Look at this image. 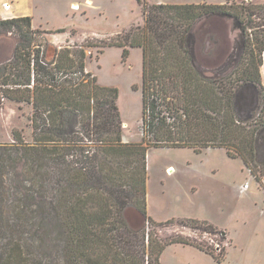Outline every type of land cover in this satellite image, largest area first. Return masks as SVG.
Instances as JSON below:
<instances>
[{"label":"trees","instance_id":"obj_1","mask_svg":"<svg viewBox=\"0 0 264 264\" xmlns=\"http://www.w3.org/2000/svg\"><path fill=\"white\" fill-rule=\"evenodd\" d=\"M4 1L11 0H0ZM136 1L142 6L143 24L109 46L122 48L123 59L130 48L142 50L140 143L123 142L118 90L99 86L96 77L85 72L82 47L62 48L48 60L39 47L33 50V35L43 31H32L30 17L0 20V27L14 26L19 33L12 58L2 66L8 73L0 76V103L6 99L31 106L33 138L27 143L14 130V143L0 146V219L1 198L12 199V188L14 219L19 220L15 227L26 218L38 219L39 247L53 249L48 242L53 232L54 248L59 252L63 245L68 264H161L162 253L174 244L192 246L220 263L226 247L217 249L199 241L196 230L225 241L223 230L205 221L156 222L148 215L147 151L188 148L200 154L223 149L230 159L242 161L264 192V164L255 163V132L244 134L235 118L236 88L201 74L187 46L196 20L209 15L233 18L247 38L241 80L244 87L259 90L262 116L264 31L253 33L260 26L250 17L264 20V5L235 6L231 0L223 5ZM129 205L142 214L148 231L128 226L124 209ZM175 222L185 230L161 240L158 229L171 228ZM13 228L6 225L5 230ZM7 245L0 264H34L22 240ZM45 259L46 264L54 261L50 253Z\"/></svg>","mask_w":264,"mask_h":264},{"label":"rangeland","instance_id":"obj_2","mask_svg":"<svg viewBox=\"0 0 264 264\" xmlns=\"http://www.w3.org/2000/svg\"><path fill=\"white\" fill-rule=\"evenodd\" d=\"M142 2L223 5L226 0ZM231 2L235 6L264 5V0ZM5 4H9V8L6 9ZM73 4H77L78 9H74ZM141 7L136 0H11L0 2V20H8L4 17L13 14L14 18L30 17L32 31H43L33 35V50L39 47L48 60L62 48L75 50L82 47L85 51V72L95 76L99 86L118 90L123 142L140 143L142 50L130 48L128 57L123 59V49L110 47L109 44L121 39L126 31L143 24ZM250 19L260 26L254 28L253 33L262 28L264 31V20L260 16L253 15ZM240 31L231 17L204 16L193 23L187 46L192 63L201 74L224 83L228 81L236 88L234 113L237 125L242 127L244 134L252 130L255 132V163L264 164V160L260 162L264 156V125H260L264 114L259 116L262 98L258 89L244 87L241 80L245 58L243 45L247 38ZM18 41L19 33L14 26L0 27V76L8 73L2 66L12 58ZM261 62H264L262 58ZM1 93L0 89V97ZM31 112L30 105L6 99L1 101L0 146L14 143V130L21 132L25 142H33L29 126ZM18 169L21 170L20 167ZM147 174V211L153 220L205 221L226 232L231 241V247L220 263L211 256L199 259V254L191 252L190 248L168 246L160 257L161 264H264V192L240 159H228L223 149L217 148L203 150L200 154L188 148H150L147 151ZM243 185L250 190L243 192ZM11 191L12 188L9 192L13 199ZM12 199L1 198V257L7 252L8 243L20 239L24 242V251L34 258V264H46V253L54 258L52 264H68L62 252L63 245H59L60 253L54 248L53 232L48 239L53 249L45 251L44 247H39L42 232L38 230V219L26 218L15 227L19 220H16ZM124 219L132 230L145 227L148 231L147 222L132 205L124 209ZM6 225L14 228L6 231ZM16 229L21 235L16 234ZM180 229L185 230L175 222L171 228H159L158 236L164 240L177 235ZM196 239L217 249L225 248L217 234L196 230Z\"/></svg>","mask_w":264,"mask_h":264},{"label":"crops","instance_id":"obj_3","mask_svg":"<svg viewBox=\"0 0 264 264\" xmlns=\"http://www.w3.org/2000/svg\"><path fill=\"white\" fill-rule=\"evenodd\" d=\"M5 5H9V4H5ZM11 5V4H10ZM1 16H4V15H1ZM5 16H6V14H5ZM16 16H18V15H16ZM5 19H10V18H14V14L13 15H10V17H4ZM260 77H261V83H262V86H263V91H264V62L262 63V65L260 66ZM207 150H213V149H207ZM207 150H205V151H207ZM224 151V150H223ZM224 153H225V151H224ZM227 156V155H226ZM227 158L228 159H230L228 156H227ZM231 160H234V159H231ZM264 160V156H262V160H260V162H262ZM245 168V167H244ZM243 187H244V185H243ZM242 187V191L243 192H246V191H249L250 190V187L249 188H243ZM147 213H148V211H147ZM226 233V232H225ZM223 244L225 245V247H226V251L231 247V241L228 239V235H227V233H226V240L225 241H223ZM171 246H180V247H183V248H190L191 250H193V251H191V252H196V253H198L199 254V259H201V258H205L206 256L207 257H209V255H207V254H205V253H203V252H201V251H199V250H197L196 248H194V247H192V246H187V245H180V244H174V245H171ZM171 246H169V247H171ZM169 247H167V248H169ZM166 248V249H167ZM165 249V250H166Z\"/></svg>","mask_w":264,"mask_h":264},{"label":"bare ground","instance_id":"obj_4","mask_svg":"<svg viewBox=\"0 0 264 264\" xmlns=\"http://www.w3.org/2000/svg\"><path fill=\"white\" fill-rule=\"evenodd\" d=\"M5 7H6V9H7V8H9V6H8V5H5ZM72 7H73L74 9H78V6H77V4H73V5H72Z\"/></svg>","mask_w":264,"mask_h":264},{"label":"built area","instance_id":"obj_5","mask_svg":"<svg viewBox=\"0 0 264 264\" xmlns=\"http://www.w3.org/2000/svg\"><path fill=\"white\" fill-rule=\"evenodd\" d=\"M262 61H264V56L262 57ZM244 188H247V185H245Z\"/></svg>","mask_w":264,"mask_h":264},{"label":"water","instance_id":"obj_6","mask_svg":"<svg viewBox=\"0 0 264 264\" xmlns=\"http://www.w3.org/2000/svg\"><path fill=\"white\" fill-rule=\"evenodd\" d=\"M141 214V213H140ZM142 215V214H141ZM143 217V216H142ZM144 218V217H143Z\"/></svg>","mask_w":264,"mask_h":264}]
</instances>
